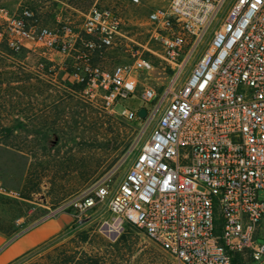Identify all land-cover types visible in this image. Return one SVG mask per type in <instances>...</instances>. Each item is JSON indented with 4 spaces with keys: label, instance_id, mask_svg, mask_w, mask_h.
<instances>
[{
    "label": "built area",
    "instance_id": "obj_1",
    "mask_svg": "<svg viewBox=\"0 0 264 264\" xmlns=\"http://www.w3.org/2000/svg\"><path fill=\"white\" fill-rule=\"evenodd\" d=\"M146 21L149 41L136 48L118 12L98 3L78 27L69 20L48 27L29 8L17 15L0 10V42L54 63L53 56H62V65L70 59V79L89 101L129 122L139 119L141 108L146 120H155L116 187L107 174L48 218L70 210L79 224L107 200V234L118 237L126 225L136 227L178 264H264L258 242L264 219V0H161ZM117 48L127 63L113 70L93 63ZM146 55L167 64L172 79L161 94L144 84L143 105L119 110L137 91L140 75L154 70ZM7 193L0 183V194Z\"/></svg>",
    "mask_w": 264,
    "mask_h": 264
},
{
    "label": "rangeland",
    "instance_id": "obj_2",
    "mask_svg": "<svg viewBox=\"0 0 264 264\" xmlns=\"http://www.w3.org/2000/svg\"><path fill=\"white\" fill-rule=\"evenodd\" d=\"M160 2L143 0L141 5L134 6L131 0H0V10L17 15L29 8L40 23L48 27L67 20L78 27L90 7L98 3L118 12L126 35L134 42L131 45L137 48V44L149 41L146 17L153 5ZM3 26L1 23L0 32ZM198 53L199 49L195 57ZM3 56L0 61L3 74L0 77L3 81L0 86V139L10 135L17 145L13 152L0 149V183L8 192L0 194V232L9 237L50 219L52 211L87 191L107 174H112V185L116 187L155 127V120L148 121L145 117L129 122L117 114L106 113L99 104L89 101L82 87L70 79V59L62 65L65 58L58 55L52 57L56 63L50 62L47 56L27 48ZM195 57L179 76L178 85L189 75ZM146 58L154 70L149 75H140L137 91L119 104V110L124 106L136 109L143 105L144 84L154 87L157 94L169 85L172 79L169 66L153 55H146ZM128 61L123 48L106 50L93 59L94 64L107 70ZM10 77H15L16 82L9 85L4 81ZM10 127H14L12 133L6 131ZM259 194L264 198V191ZM60 217L67 219L68 224L55 236L68 226H80L74 232L71 228L63 232L50 250L72 246L70 241L75 235L85 232L88 240L80 251L85 257L97 258L99 264H178L131 225H126L122 234L128 237L132 251L118 252L112 245L122 234L118 237L107 234V226L112 221L107 200L87 212L79 224L70 210L51 219ZM258 242L264 244V219ZM40 256L29 257L24 264Z\"/></svg>",
    "mask_w": 264,
    "mask_h": 264
},
{
    "label": "trees",
    "instance_id": "obj_3",
    "mask_svg": "<svg viewBox=\"0 0 264 264\" xmlns=\"http://www.w3.org/2000/svg\"><path fill=\"white\" fill-rule=\"evenodd\" d=\"M0 61L1 58L4 57L3 54H14L20 52V49L18 51L12 50L8 47V45L5 42H0ZM2 73H0V77H2ZM15 77H10V79H5L4 81L7 84H11V82H16L13 80ZM3 85V81L0 80V86ZM14 127H10L6 129L7 132L12 133L14 131ZM10 136V135H9ZM8 137H2L0 139V149L5 151H16L17 145H15V141ZM80 225H72L65 228L63 232H68V230L71 228L73 232L77 230V228ZM63 232L59 233L57 236H54L51 240L44 242L38 249L31 250L24 255L17 258L15 261H13L10 264H24L26 261H28L30 258L41 255L37 260L30 262L28 264H99V260L97 258H88L85 257V254L83 251H80L82 248V245L85 244L88 240V235L85 232L77 233L75 235V238L70 241V244L72 246H61L57 247L53 250H50L58 241V238H60V235L63 234ZM57 239V240H56ZM118 252L120 251H126L130 253L132 251L131 243H129L128 237L124 234H122L118 239L115 240V242L112 245ZM66 247H71L70 249ZM78 255H82V258H78ZM30 257V258H29ZM29 258V259H28ZM84 258L85 261H84ZM234 264H241V262L236 259Z\"/></svg>",
    "mask_w": 264,
    "mask_h": 264
},
{
    "label": "crops",
    "instance_id": "obj_4",
    "mask_svg": "<svg viewBox=\"0 0 264 264\" xmlns=\"http://www.w3.org/2000/svg\"><path fill=\"white\" fill-rule=\"evenodd\" d=\"M68 224L67 219H46L21 234L6 236L0 232V264H10L25 253L54 237Z\"/></svg>",
    "mask_w": 264,
    "mask_h": 264
},
{
    "label": "water",
    "instance_id": "obj_5",
    "mask_svg": "<svg viewBox=\"0 0 264 264\" xmlns=\"http://www.w3.org/2000/svg\"><path fill=\"white\" fill-rule=\"evenodd\" d=\"M146 114H147V112H146V109L145 108H141L137 112V115H138V118L139 119H145ZM112 237H114V236H112Z\"/></svg>",
    "mask_w": 264,
    "mask_h": 264
}]
</instances>
